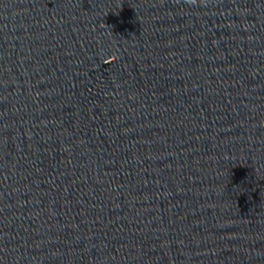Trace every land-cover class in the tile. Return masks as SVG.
Returning a JSON list of instances; mask_svg holds the SVG:
<instances>
[{"label": "water", "instance_id": "1", "mask_svg": "<svg viewBox=\"0 0 264 264\" xmlns=\"http://www.w3.org/2000/svg\"><path fill=\"white\" fill-rule=\"evenodd\" d=\"M0 264H264V0H0Z\"/></svg>", "mask_w": 264, "mask_h": 264}]
</instances>
